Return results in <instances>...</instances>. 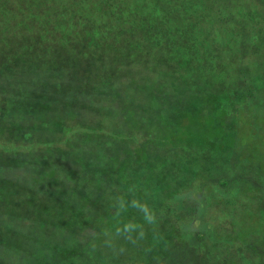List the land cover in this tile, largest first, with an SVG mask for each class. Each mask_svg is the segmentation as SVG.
Here are the masks:
<instances>
[{"label": "trees", "instance_id": "trees-1", "mask_svg": "<svg viewBox=\"0 0 264 264\" xmlns=\"http://www.w3.org/2000/svg\"><path fill=\"white\" fill-rule=\"evenodd\" d=\"M261 102L264 0H0V264H264Z\"/></svg>", "mask_w": 264, "mask_h": 264}, {"label": "rangeland", "instance_id": "rangeland-1", "mask_svg": "<svg viewBox=\"0 0 264 264\" xmlns=\"http://www.w3.org/2000/svg\"><path fill=\"white\" fill-rule=\"evenodd\" d=\"M4 35V34H2ZM1 44H5L4 42ZM262 106H264V103H262ZM253 120H257L258 119V115H262L261 116V123H260V127L263 128L262 131H260L259 128V124H258V128H259V134H252V130H251V126L252 125H247L245 124L244 127L242 126V130H241V136L244 137L243 142L246 143L245 148L240 150L241 154L243 156H249V154H252L255 156L256 158V163L258 164V166L261 167L260 170H262L264 172V146L260 145V142L263 140V144H264V111L261 110V107H259V109H254V114H251ZM244 133V135H243ZM260 153H262L263 155H259ZM241 156V155H240ZM252 161H249V164L251 165ZM260 170H256L254 169V167H250V168H246V174L243 173L242 177L244 178H248L252 184L255 187L260 189L259 192V200L262 202H264V173H261ZM246 200L247 197H246ZM220 214V213H218ZM206 241H207V246L205 249L203 250H199L198 253H196V255L198 257H204L203 260H199V262H201V264H207V260H209L208 262L213 263V249L210 247L211 245V239L209 237V235H207L206 237ZM205 241V243H206ZM104 245H102L103 249H99V254L101 256V254H106L107 256L110 257L111 261H113V255L117 252V250H111L109 248L110 245H114V248H118V242L117 239L114 238V236L110 237V239H106L104 240ZM109 242V245H108ZM205 247V246H204ZM110 254V255H109ZM127 256H125L127 259L130 258V256H132V253L126 254Z\"/></svg>", "mask_w": 264, "mask_h": 264}]
</instances>
